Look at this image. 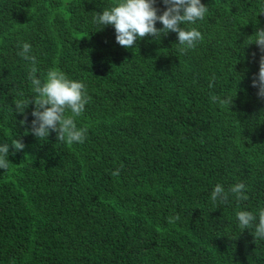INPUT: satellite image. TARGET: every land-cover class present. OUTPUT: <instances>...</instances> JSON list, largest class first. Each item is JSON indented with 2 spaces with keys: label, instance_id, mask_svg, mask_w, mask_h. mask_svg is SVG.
<instances>
[{
  "label": "trees",
  "instance_id": "trees-1",
  "mask_svg": "<svg viewBox=\"0 0 264 264\" xmlns=\"http://www.w3.org/2000/svg\"><path fill=\"white\" fill-rule=\"evenodd\" d=\"M116 3L0 0V145H25L0 169V264H264V240L235 218L264 208V99L251 86L261 53L247 40L264 29V0H201L205 18L182 27L203 39L184 54L172 32L119 46L92 22ZM24 43L42 81L59 69L86 85L82 144L39 140L33 105L16 112L34 95ZM239 182V207L211 201L216 184Z\"/></svg>",
  "mask_w": 264,
  "mask_h": 264
},
{
  "label": "clouds",
  "instance_id": "clouds-1",
  "mask_svg": "<svg viewBox=\"0 0 264 264\" xmlns=\"http://www.w3.org/2000/svg\"><path fill=\"white\" fill-rule=\"evenodd\" d=\"M160 3L164 6V10L158 15L160 9L156 7L157 0H117L114 6L104 9L102 13H95L92 22L103 27L112 26L115 30L116 43L125 49L133 48L137 41L148 36L160 40L161 36L169 32L176 33L180 54L194 49L197 42L203 39L202 34L195 27L186 29L182 25L202 21L208 7L203 5L201 0H160ZM260 14H264V10ZM157 22L162 25L160 29L155 27ZM247 40L251 41L249 44L255 43L261 53L259 71L253 76L251 86L258 89L257 97L264 99V29H257L254 35L248 37ZM20 47L21 51L17 55L25 61H30L32 65L29 69L28 80L31 82L34 95L31 99L16 100L14 102L16 112L24 115L29 104L33 105L30 131L39 140L47 139L51 132L56 134L57 142L68 145L82 144L86 139L87 129L77 128L75 118L82 115L85 105L90 101L86 93V85L81 81L69 79L59 69L48 70L42 81L37 77L36 58L29 54L31 45L24 43ZM212 80H215V76ZM209 87H212V83ZM211 100L221 104L231 105L232 103V100L221 99L215 95L211 97ZM26 122L27 117L25 116V119L20 121V125L24 126ZM24 147L22 141L15 138L12 139L11 144L0 145V169L7 170L9 166L10 148L13 150L12 154L15 155L16 152L23 151ZM118 174L119 169L113 172V175ZM245 188L243 182L230 186L227 191L222 185L216 184L210 199L214 204H228L231 195L235 197L239 207V202L249 199L245 194ZM235 218L240 229L254 228L251 233L253 238L264 240V208H260L258 214L238 210ZM179 219V214H176L167 217L166 221L174 224Z\"/></svg>",
  "mask_w": 264,
  "mask_h": 264
}]
</instances>
